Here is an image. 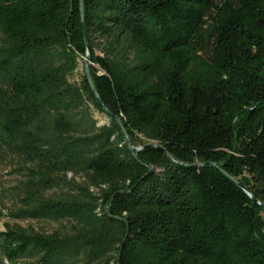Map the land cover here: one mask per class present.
I'll use <instances>...</instances> for the list:
<instances>
[{
	"label": "trees",
	"instance_id": "1",
	"mask_svg": "<svg viewBox=\"0 0 264 264\" xmlns=\"http://www.w3.org/2000/svg\"><path fill=\"white\" fill-rule=\"evenodd\" d=\"M82 7L112 116L80 0H0V264H264V0Z\"/></svg>",
	"mask_w": 264,
	"mask_h": 264
},
{
	"label": "water",
	"instance_id": "2",
	"mask_svg": "<svg viewBox=\"0 0 264 264\" xmlns=\"http://www.w3.org/2000/svg\"><path fill=\"white\" fill-rule=\"evenodd\" d=\"M82 1L83 0H80V16H81V23H82V31H83V35L85 37V42H86V45H87L86 54H85V57L83 59V72H84V75H85V77H86V79L88 81V84H89V87L91 89V92L95 96L97 102L100 104L101 108L109 116H112V114L110 113V111L102 104V102L100 100V97H99V95H98V93H97V91L95 89L94 84H93L92 78H91V74H90V70H89V63H90L89 59H90V55H89V50H88V40H87V37H86V30H85V24H84ZM125 139H126L127 147L131 151L136 152V151H138V150L141 149V147H133L130 144L129 138L127 137L126 133H125ZM146 146H152V147H156V148H161L159 145H156L155 143H149ZM232 180H234L235 183H237L238 185H240V183L237 180H235L233 178H232ZM244 191L252 198V200L254 201L255 205H257V206H263L264 207V202H260V201L256 200V198L246 188H244Z\"/></svg>",
	"mask_w": 264,
	"mask_h": 264
},
{
	"label": "rangeland",
	"instance_id": "3",
	"mask_svg": "<svg viewBox=\"0 0 264 264\" xmlns=\"http://www.w3.org/2000/svg\"><path fill=\"white\" fill-rule=\"evenodd\" d=\"M82 67H83V62H79L77 71L74 73V75L70 78L71 81H78L80 78V75L82 73ZM94 115L95 117L99 120L100 123H104L108 121V118L106 115H104L103 113H100L96 110H94ZM137 143V142H136ZM5 172L6 170L2 171V175L4 178H7L5 176ZM3 221H8L7 218L3 219L0 221V226L2 227V222ZM10 223H14L13 221H9ZM17 223L21 226H28L31 225L33 226L35 229L37 230H44V231H51L55 228H60L61 224L59 223H54V222H48V221H44V220H24V221H17Z\"/></svg>",
	"mask_w": 264,
	"mask_h": 264
}]
</instances>
